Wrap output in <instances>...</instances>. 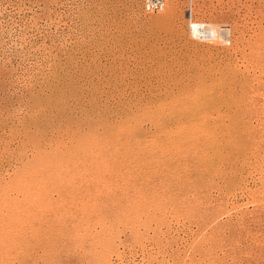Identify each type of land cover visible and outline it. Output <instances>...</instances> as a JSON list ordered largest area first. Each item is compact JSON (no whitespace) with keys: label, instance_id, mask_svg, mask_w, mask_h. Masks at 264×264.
Segmentation results:
<instances>
[{"label":"rangeland","instance_id":"rangeland-1","mask_svg":"<svg viewBox=\"0 0 264 264\" xmlns=\"http://www.w3.org/2000/svg\"><path fill=\"white\" fill-rule=\"evenodd\" d=\"M142 2L0 0V264H264V0Z\"/></svg>","mask_w":264,"mask_h":264},{"label":"built area","instance_id":"built-area-1","mask_svg":"<svg viewBox=\"0 0 264 264\" xmlns=\"http://www.w3.org/2000/svg\"><path fill=\"white\" fill-rule=\"evenodd\" d=\"M143 10L146 13L160 12L164 9L166 0H142ZM190 31L197 41L216 42L223 39L222 33L218 29H213L212 25L205 22H194L192 16L189 18Z\"/></svg>","mask_w":264,"mask_h":264},{"label":"bare ground","instance_id":"bare-ground-1","mask_svg":"<svg viewBox=\"0 0 264 264\" xmlns=\"http://www.w3.org/2000/svg\"><path fill=\"white\" fill-rule=\"evenodd\" d=\"M212 27H213V26H212ZM213 29H217V28L213 27Z\"/></svg>","mask_w":264,"mask_h":264}]
</instances>
